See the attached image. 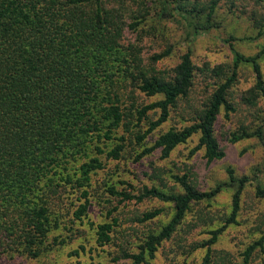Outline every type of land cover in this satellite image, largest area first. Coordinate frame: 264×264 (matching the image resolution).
<instances>
[{"label": "trees", "instance_id": "trees-1", "mask_svg": "<svg viewBox=\"0 0 264 264\" xmlns=\"http://www.w3.org/2000/svg\"><path fill=\"white\" fill-rule=\"evenodd\" d=\"M159 1L161 17L180 14L195 35L216 26L220 0ZM259 1L264 4V0ZM122 32L121 16L116 8L107 6L106 0H0V232L11 237L6 250L13 254L38 257L50 233L61 226L54 202L48 201L61 182L80 190V202L70 210V216L72 221H83L91 201L88 188L93 171L102 168L106 159H119L130 143L142 147L138 158L154 151L168 157L198 134L191 153L203 149L208 162L223 158L225 149L215 134V125L220 115L228 118L236 110L228 95L241 64H249L254 73L248 99H261L264 112V44L254 54H245L231 39L232 61L207 67L219 81L191 123L159 131L193 86L191 52H183L172 72L163 75L143 63L135 44L121 43ZM172 50L169 44L149 60L156 62ZM128 84L154 99L137 105L132 96H123L122 88ZM151 111L156 117H149ZM250 137L264 147V116L255 127L231 131L228 140ZM263 168L238 177L232 167H227L226 180L208 189L196 187L187 172L172 175L180 186L173 192L144 186L140 194L130 195L109 187L111 194L123 198L154 197L172 204L170 219L157 232L147 234L137 251H125L124 264L145 263L146 255L152 257L173 235L193 203L211 200L222 189L232 187L229 214L222 225L210 230L208 243H214L227 225L237 222L248 181L254 183L255 195L264 198L259 179ZM162 211H146L140 220ZM86 223L94 228L97 247L111 241L112 222L95 223L88 218ZM57 235L52 236L51 246L60 243ZM262 242L259 239L246 246L240 264H251L256 246ZM79 249L71 253L77 255ZM201 264H210L208 252Z\"/></svg>", "mask_w": 264, "mask_h": 264}, {"label": "rangeland", "instance_id": "rangeland-1", "mask_svg": "<svg viewBox=\"0 0 264 264\" xmlns=\"http://www.w3.org/2000/svg\"><path fill=\"white\" fill-rule=\"evenodd\" d=\"M106 2L107 6L116 8L121 16V43L124 46L135 44L148 67L163 75L170 74L180 55L187 49L191 52L195 65L193 86L187 98L181 99L171 110L169 120L159 131L191 123V118L204 106L215 82L219 81V77L209 72L207 67L232 61L228 40L232 39L235 47L245 54H254L264 44V27H261L264 23V4L259 0H220L216 8V26L198 35L192 33L184 17L178 13L161 17L162 4L159 0ZM169 44L173 45L170 55L156 62L149 60L150 55L160 52ZM261 69L264 76V57L261 59ZM253 81L252 67L247 63L241 64L238 78L228 95L236 110L228 118L220 115L215 125V134L225 149L223 158L208 162L203 149L191 153L197 144L198 134L179 145L168 157L154 151L138 158L142 147L130 143L119 159H106L102 168L93 171L88 188L91 201L83 221H72L70 216V210L80 202V190L75 185L61 182L63 185L54 187L56 193L48 201L50 204L54 202L62 224L50 233L46 247L42 248L44 251L32 258L13 254L12 250H6L11 237L2 231L0 264H124L127 260L125 251H137L147 234L157 232L170 219L172 204L154 197L141 200L123 198L119 194H111L109 187L130 195L140 194L144 186L173 192L179 190L180 186L172 175L187 172L196 187L208 189L226 180L227 167H232L238 177L250 176L255 168L264 167V147L256 138H243L237 142L228 140L229 133L241 126L252 128L261 124L264 116L261 99H251L250 96L248 99L247 90ZM128 85L122 88L123 96H132V101L137 105L154 99ZM129 103L127 101V106ZM156 115L155 111L149 113L151 118ZM92 155L97 156L94 152ZM76 164L74 162V166ZM259 179L264 186V168ZM43 190H46L45 194L48 193L47 187ZM233 191L232 187L224 188L211 200L193 203L173 235L157 247L152 257L146 255L143 264H201L207 252L210 264H240L246 246L259 239H263V242L256 246L257 252L251 264H264V198L255 195L251 181L243 187L237 222L227 225L214 243H208L210 230L222 225L229 214ZM156 208L163 211L151 219L140 220L144 212ZM88 218L95 223H113L109 243L102 247L95 245L94 228L86 223ZM55 234H59L60 243L51 246L49 242ZM81 244L85 245L84 250L79 249ZM75 249H79L77 255L71 253Z\"/></svg>", "mask_w": 264, "mask_h": 264}]
</instances>
